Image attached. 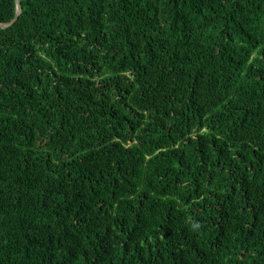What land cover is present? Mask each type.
I'll use <instances>...</instances> for the list:
<instances>
[{
  "label": "trees",
  "instance_id": "16d2710c",
  "mask_svg": "<svg viewBox=\"0 0 264 264\" xmlns=\"http://www.w3.org/2000/svg\"><path fill=\"white\" fill-rule=\"evenodd\" d=\"M19 1L0 264H264V0Z\"/></svg>",
  "mask_w": 264,
  "mask_h": 264
},
{
  "label": "water",
  "instance_id": "95a60500",
  "mask_svg": "<svg viewBox=\"0 0 264 264\" xmlns=\"http://www.w3.org/2000/svg\"><path fill=\"white\" fill-rule=\"evenodd\" d=\"M15 2H16V7H17V12H16L15 17L9 22H0V27L1 28L9 27L10 25H12L18 19L19 14L21 12V5H20V1L19 0H15Z\"/></svg>",
  "mask_w": 264,
  "mask_h": 264
}]
</instances>
